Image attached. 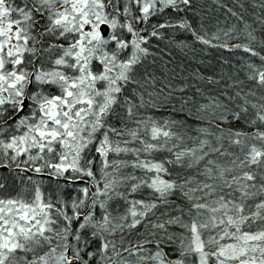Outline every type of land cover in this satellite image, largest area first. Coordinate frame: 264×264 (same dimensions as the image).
<instances>
[{"label":"snow or ice","instance_id":"6c2138e0","mask_svg":"<svg viewBox=\"0 0 264 264\" xmlns=\"http://www.w3.org/2000/svg\"><path fill=\"white\" fill-rule=\"evenodd\" d=\"M197 7L0 0V264H264V0L259 39ZM177 30L245 79L186 96Z\"/></svg>","mask_w":264,"mask_h":264},{"label":"trees","instance_id":"16d2710c","mask_svg":"<svg viewBox=\"0 0 264 264\" xmlns=\"http://www.w3.org/2000/svg\"><path fill=\"white\" fill-rule=\"evenodd\" d=\"M260 2L261 0H194V3L198 6L196 10L200 13V16L193 17L192 14H189V19L194 18L196 26H198L201 17H203L205 29L209 36L213 32H216L217 29L227 30L232 25H237L238 28L242 29L243 24L239 23L236 17H232L226 10V8H232L234 11L242 14L247 22L252 24L253 28L257 29L255 34L259 39L260 25L259 22L255 20V16L260 15V9L258 7L253 8V5H259ZM240 4H244L245 7L240 8ZM176 39L187 40L191 46L181 49L172 44L165 47L166 41L162 42L160 47L164 49V52L160 54L162 59H159L158 67L168 62L167 67L172 70L169 75L174 77L172 83L176 87L188 86L185 92L186 96H191L193 94L195 90L194 87H192L193 85L204 89L223 87L224 84L232 83L231 80H228V76H236L237 74L239 79H245V69L240 67L241 61L237 59L242 53H229L223 49L205 48L198 43L192 44L191 35L182 33L179 30H177ZM169 52L171 55L167 54ZM225 59L228 60L230 64H223L222 61ZM256 63H259V61L257 60ZM232 65H234V67ZM221 74H223L224 83L220 85H210L206 80L199 79V77L213 76L215 80H220ZM175 95L179 96L180 93H175ZM177 107H179L178 103ZM163 115L167 116L168 113L164 112ZM246 130L254 131L255 129ZM4 172L5 171H0L1 174ZM44 179L46 181L48 180L46 177H44ZM13 183L15 184L14 181ZM20 187L21 185L19 183L15 185L16 189Z\"/></svg>","mask_w":264,"mask_h":264},{"label":"rangeland","instance_id":"374dc122","mask_svg":"<svg viewBox=\"0 0 264 264\" xmlns=\"http://www.w3.org/2000/svg\"><path fill=\"white\" fill-rule=\"evenodd\" d=\"M0 175H2L1 173H0ZM12 178L10 177V180H11ZM15 182V181H14ZM18 182H15V185L17 184ZM21 185V184H20ZM21 187H22V185H21ZM74 194V193H73Z\"/></svg>","mask_w":264,"mask_h":264},{"label":"water","instance_id":"95a60500","mask_svg":"<svg viewBox=\"0 0 264 264\" xmlns=\"http://www.w3.org/2000/svg\"><path fill=\"white\" fill-rule=\"evenodd\" d=\"M1 171H4V169L0 168Z\"/></svg>","mask_w":264,"mask_h":264},{"label":"flooded vegetation","instance_id":"af4514ba","mask_svg":"<svg viewBox=\"0 0 264 264\" xmlns=\"http://www.w3.org/2000/svg\"><path fill=\"white\" fill-rule=\"evenodd\" d=\"M62 182V181H61Z\"/></svg>","mask_w":264,"mask_h":264}]
</instances>
